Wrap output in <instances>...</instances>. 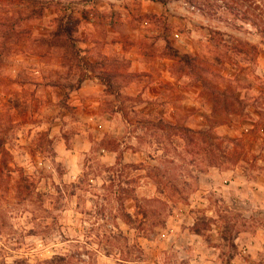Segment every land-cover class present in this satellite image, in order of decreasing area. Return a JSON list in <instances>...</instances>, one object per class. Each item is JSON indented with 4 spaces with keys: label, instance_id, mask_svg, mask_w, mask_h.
<instances>
[{
    "label": "clouds",
    "instance_id": "9594fccd",
    "mask_svg": "<svg viewBox=\"0 0 264 264\" xmlns=\"http://www.w3.org/2000/svg\"><path fill=\"white\" fill-rule=\"evenodd\" d=\"M0 264H264V0H0Z\"/></svg>",
    "mask_w": 264,
    "mask_h": 264
}]
</instances>
